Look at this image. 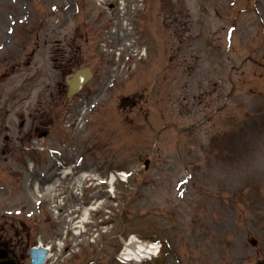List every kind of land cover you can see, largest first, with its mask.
<instances>
[{
  "label": "rangeland",
  "instance_id": "rangeland-1",
  "mask_svg": "<svg viewBox=\"0 0 264 264\" xmlns=\"http://www.w3.org/2000/svg\"><path fill=\"white\" fill-rule=\"evenodd\" d=\"M0 122V203L53 264L130 235L163 244L143 264H264V0H0Z\"/></svg>",
  "mask_w": 264,
  "mask_h": 264
},
{
  "label": "flooded vegetation",
  "instance_id": "flooded-vegetation-1",
  "mask_svg": "<svg viewBox=\"0 0 264 264\" xmlns=\"http://www.w3.org/2000/svg\"><path fill=\"white\" fill-rule=\"evenodd\" d=\"M26 243V227L21 220L0 216V261L25 264Z\"/></svg>",
  "mask_w": 264,
  "mask_h": 264
},
{
  "label": "water",
  "instance_id": "water-1",
  "mask_svg": "<svg viewBox=\"0 0 264 264\" xmlns=\"http://www.w3.org/2000/svg\"><path fill=\"white\" fill-rule=\"evenodd\" d=\"M89 77H90V72L87 69L78 72V74L74 78L73 83L71 84L70 95L74 93V91H77L82 85V83L87 81Z\"/></svg>",
  "mask_w": 264,
  "mask_h": 264
},
{
  "label": "bare ground",
  "instance_id": "bare-ground-1",
  "mask_svg": "<svg viewBox=\"0 0 264 264\" xmlns=\"http://www.w3.org/2000/svg\"><path fill=\"white\" fill-rule=\"evenodd\" d=\"M60 244V243H59Z\"/></svg>",
  "mask_w": 264,
  "mask_h": 264
}]
</instances>
